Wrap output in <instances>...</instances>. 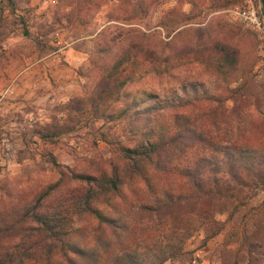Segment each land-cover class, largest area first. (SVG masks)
<instances>
[{
    "label": "rangeland",
    "instance_id": "rangeland-1",
    "mask_svg": "<svg viewBox=\"0 0 264 264\" xmlns=\"http://www.w3.org/2000/svg\"><path fill=\"white\" fill-rule=\"evenodd\" d=\"M242 3L0 0V264H18L24 247L33 249L48 239L50 233H39L32 220L9 226L25 206L36 207L38 194L58 178V169L91 174L126 169L137 179V192L131 197L148 200L144 180L128 171L133 161L122 156L120 146H132L144 135L169 130L195 115L206 123L208 114L227 112L233 100L250 120L244 128L229 120L230 137L264 142V0H254L263 18L261 29L234 14V5ZM222 41L238 50L229 74L216 71L212 57ZM112 73H129L132 82L126 87L155 91L159 99L182 94V84L189 91L190 81L217 98L193 101L180 116L173 109L156 110L134 133L135 120L129 112L121 113L122 99L101 101L95 95L97 80ZM91 98L99 107L105 103L111 115L91 116ZM40 130L59 134L41 138ZM226 135L221 132L223 138ZM200 152L187 148L174 165L191 163ZM160 177L157 191L179 180L175 168ZM84 188L69 181L55 191H43L37 209L48 213L56 228L62 207L67 217L63 228L93 225L94 218L84 210ZM220 209L209 220L189 221L195 227L181 251L159 264H246L247 237L264 238V184L244 188L237 198L224 200ZM138 215L131 243L141 246L159 226ZM16 227H21L19 233ZM212 229L216 230L209 234ZM258 250L264 252V241ZM33 262L27 258L26 264Z\"/></svg>",
    "mask_w": 264,
    "mask_h": 264
},
{
    "label": "trees",
    "instance_id": "trees-1",
    "mask_svg": "<svg viewBox=\"0 0 264 264\" xmlns=\"http://www.w3.org/2000/svg\"><path fill=\"white\" fill-rule=\"evenodd\" d=\"M142 1L137 0L138 3ZM127 47L125 45L123 50ZM237 55L236 47L222 41L212 56L217 66L215 70L229 74L237 61ZM116 57L119 59L121 54H116ZM131 79L129 73L103 75L96 82L95 95L101 101L106 98L122 99L121 113L131 114L135 120V130L139 124L151 120L156 110L173 109V114L180 116L184 107L193 101L217 98L210 90H198L194 82L190 81L189 91L182 84V94L159 99L155 91L126 87L132 82ZM92 98L91 116L111 115L112 111H107L109 109H106L105 103L99 107ZM238 103L233 100L227 112H211L207 115L209 118L206 123L199 122L200 119H195L198 117L195 115L192 119L184 118L169 130L144 135L132 146H120L122 156L133 161L128 171L136 172L144 180L150 196L148 200H139L136 195L131 197L137 192L133 191L137 179L127 174L126 169L120 171L113 168L108 173L100 171L98 174L67 167L65 170L58 169V178L48 183L43 191H55L69 181L85 185L84 210L94 218V224H68L63 228L61 224L67 217L66 209L62 207L56 219L59 222L57 228L56 223L50 225L48 213L37 209L44 198L41 190L36 207L30 209L25 206L9 228L12 229L19 221L24 223L32 220L38 224L36 229L39 233L48 231L50 235L33 249L24 247L23 257H18V264H26L27 258H32L33 264H159L177 255L184 240L194 230L195 226L190 225L189 221L196 218L209 220L213 211L221 210L220 204L227 198H237L244 188L264 184V142L248 139L237 141L236 135L230 137L229 120L237 122L242 128L250 120L247 111L241 110ZM221 132L227 135L223 138ZM58 134L59 131L40 130L39 136L57 138ZM190 147H197L201 152L191 163L177 168L174 161L180 159ZM49 160L58 166L53 155H50ZM173 168L179 176L178 183H169L157 191L160 176ZM137 212L141 214L138 216H144L159 226L151 240L144 241L141 246L131 243ZM20 228L13 230L19 233ZM215 230L212 229L209 234ZM263 241L262 236L247 237L246 264H264V252L258 250Z\"/></svg>",
    "mask_w": 264,
    "mask_h": 264
},
{
    "label": "built area",
    "instance_id": "built-area-1",
    "mask_svg": "<svg viewBox=\"0 0 264 264\" xmlns=\"http://www.w3.org/2000/svg\"><path fill=\"white\" fill-rule=\"evenodd\" d=\"M234 14L253 28L261 29L263 18L258 12L257 5L254 0H244L241 5H234L232 8Z\"/></svg>",
    "mask_w": 264,
    "mask_h": 264
}]
</instances>
